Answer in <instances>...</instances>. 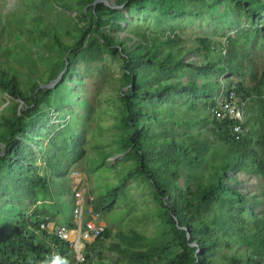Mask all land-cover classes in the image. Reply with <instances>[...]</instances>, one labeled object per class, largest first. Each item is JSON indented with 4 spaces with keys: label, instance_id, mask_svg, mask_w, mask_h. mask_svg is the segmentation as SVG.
Segmentation results:
<instances>
[{
    "label": "rangeland",
    "instance_id": "1",
    "mask_svg": "<svg viewBox=\"0 0 264 264\" xmlns=\"http://www.w3.org/2000/svg\"><path fill=\"white\" fill-rule=\"evenodd\" d=\"M63 0H0V62L19 80L23 92L31 91L32 85L59 82L54 90L51 112L36 120V112L26 106L30 99L18 98V114L22 118L24 131L35 141V154L40 155V145L47 143L48 136L58 138L62 155V171L52 178L48 194L55 205L49 218L67 225L72 203L69 172L77 170L85 180V195L95 198L120 182L133 167V159L125 157L118 146L121 129L117 125L121 104V75L123 58L113 54L102 44L91 25L86 26L79 44L70 54L68 75L63 77L55 67L56 60L66 59L68 53L57 48L55 39L66 45H74L80 34L79 25L85 23L81 14L66 9ZM71 5L73 0H68ZM213 7H202L198 3L188 4L189 9L200 15H183L178 18L157 17L152 11L134 12L122 8L129 23L124 29H116L117 35L128 39L134 32L149 30L169 34L171 30L181 38L179 54L191 68L178 77L196 91L202 84H210L209 95L178 96L174 104L158 110L160 121L151 122L158 132L171 129L172 134L184 143L191 140L205 141L208 162L204 175L211 171L210 162L216 157L211 151L220 146L216 139L212 117L209 114V97H213L220 86L241 82L250 87L264 71V38L255 32L254 23L264 26V7L259 8L255 21L232 1L206 0ZM260 1V0H256ZM258 27V28H259ZM258 33V34H257ZM211 40L204 50L198 38ZM233 39V41L229 40ZM209 63L206 72L201 64ZM223 63L231 66L219 70ZM60 64V62H59ZM67 64L65 65L66 68ZM63 71V70H62ZM12 98L0 89V121L12 114ZM249 101L246 113L249 112ZM2 126H0V131ZM2 148L5 144L0 143ZM68 173H67V172ZM240 181L235 186L243 195H254L243 203L242 218L247 227L242 240L236 230L218 229L219 241L212 259L216 264L228 262L235 256L245 261L253 257L264 264V182L259 175L239 173ZM185 183V180H181ZM240 182V183H239ZM0 189V225L10 229L20 213H31L34 206L21 191L14 189L10 181L3 179ZM57 195V196H56ZM49 202V201H46ZM158 202L151 193L150 185L140 176H132L123 187L122 197L113 209L101 216L110 230V237L93 248L87 264H141L130 253H120L114 245L121 242L120 233H140L147 245L169 243L171 235L167 224L158 215ZM226 205L213 203L207 217L223 216ZM254 209L256 215L250 213ZM237 211H232L235 215ZM235 217V216H234ZM124 246V245H123ZM122 246V247H123ZM259 251L255 253L252 249ZM143 249V248H142ZM254 253V254H253ZM166 253L151 260L149 264H164ZM74 255L65 256L64 264H74Z\"/></svg>",
    "mask_w": 264,
    "mask_h": 264
},
{
    "label": "trees",
    "instance_id": "2",
    "mask_svg": "<svg viewBox=\"0 0 264 264\" xmlns=\"http://www.w3.org/2000/svg\"><path fill=\"white\" fill-rule=\"evenodd\" d=\"M231 1L234 7L243 11L252 22L255 21L259 8L264 7V0ZM109 2L110 5L96 0H73L74 5H71L68 0L61 1L66 9L77 10L85 23L78 26L80 34L74 45H66L55 39L57 48L61 49L62 53H68L65 60H56L53 69H58L59 72L63 70L65 81L69 73L70 54L81 44L80 38L88 25L92 26L110 53L121 54L123 58V109L118 112L117 119V125L121 129L118 146L122 152H126L125 157L133 159V167L118 184L93 198L92 205L101 215L112 210L122 197L127 180L135 175L140 176L150 185L151 193L159 203L157 212L167 224L171 240L169 243L147 245L140 233H120L121 242H117L114 247L120 253L134 255L141 264H149L154 258L166 253L171 256L165 257L164 264H216L212 259L219 241L216 228L227 231L238 229L236 231L243 236L242 240L248 242L244 236L247 223L246 219L242 218L244 209L241 207L245 201L247 203L249 199L256 197L243 195L241 190L235 187L238 180L240 181L239 173L259 175L264 182V71L258 81L250 87L241 82L235 85L248 98L246 111L249 101L252 100L246 117V125L249 128L246 134L236 138L228 132L224 121L212 118L220 146L210 152L216 160H211V171L205 176L204 167L208 162L206 142L191 140L184 143L172 134L171 129L162 128L158 132L151 122L160 121L158 110L176 103L178 96H196L198 93L207 96L212 87L210 84H202L196 91H192L186 82L178 77L193 66L179 54L182 41L173 30L169 34L144 30L134 32L133 36L125 39L117 35L116 29L128 30L123 26L129 21L122 8L134 12L152 11L157 17L178 18L192 13L201 14L190 10L188 4L198 3L208 8L214 4H208L206 0ZM258 27L257 22L254 23L255 32L264 38V26ZM197 40L204 50L209 49V38L200 37ZM229 40L233 41L231 38ZM209 65L202 63L200 67L206 72L211 68ZM221 65L219 70L227 68L234 71L231 66L223 63ZM57 86L59 82L54 87H40L34 82L31 91L23 92L17 77L9 73L0 62V89L13 99L11 116L2 117L0 121V143L5 144V148L0 146V189L3 179L9 180L14 189L21 191L30 203L35 205L31 213L18 214L10 229L0 225V264H49L45 258L49 243L56 241L61 244L59 256H62V247L67 245L66 242L49 236L40 227L45 216H53L57 210H62H54L52 196L48 194L52 178H58L61 172L63 174L59 137L48 136L47 143L39 147L42 153L35 154L36 143L24 131L22 118L18 114L19 102L15 101L18 98L30 99L26 106L33 109L37 113L35 119L40 120V117L51 112ZM213 97H209V103ZM182 179L185 183L181 182ZM213 203L226 205L223 216L207 217ZM232 211L237 213L233 215ZM250 213L256 215L254 209H250ZM68 222L70 224V220ZM109 234L110 230L106 227V238L110 237ZM97 243L99 242L95 241L92 246ZM252 250L259 252L254 248ZM85 262L89 263L88 260ZM224 264L260 263L253 257L243 261L231 256Z\"/></svg>",
    "mask_w": 264,
    "mask_h": 264
},
{
    "label": "built area",
    "instance_id": "3",
    "mask_svg": "<svg viewBox=\"0 0 264 264\" xmlns=\"http://www.w3.org/2000/svg\"><path fill=\"white\" fill-rule=\"evenodd\" d=\"M247 101L248 98L235 85H222L209 103V114L212 118L224 121L228 132L238 138L249 129L246 125ZM68 174L72 196L70 224H57L49 216H45L40 223L49 236L67 243L62 247V256H59L61 244L56 241L49 243L45 252L49 264H64L65 256L69 254L74 255V264H87L85 261L89 260L93 248L107 239V225L93 207V198L85 195L82 173L71 170ZM95 241L99 243L92 246Z\"/></svg>",
    "mask_w": 264,
    "mask_h": 264
},
{
    "label": "water",
    "instance_id": "4",
    "mask_svg": "<svg viewBox=\"0 0 264 264\" xmlns=\"http://www.w3.org/2000/svg\"><path fill=\"white\" fill-rule=\"evenodd\" d=\"M96 1H100V2H102V3H105V4H107V5H110L109 0H96ZM62 73H63V71L60 72V74H62ZM49 86H50L49 83H45V84L41 85L40 87H49ZM187 236H188V238H190V236H189L188 233H187Z\"/></svg>",
    "mask_w": 264,
    "mask_h": 264
}]
</instances>
